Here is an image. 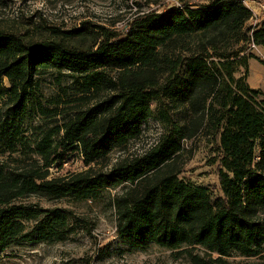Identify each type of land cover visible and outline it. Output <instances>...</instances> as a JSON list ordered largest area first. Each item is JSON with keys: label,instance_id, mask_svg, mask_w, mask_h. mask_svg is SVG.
I'll list each match as a JSON object with an SVG mask.
<instances>
[{"label": "trees", "instance_id": "16d2710c", "mask_svg": "<svg viewBox=\"0 0 264 264\" xmlns=\"http://www.w3.org/2000/svg\"><path fill=\"white\" fill-rule=\"evenodd\" d=\"M251 18L243 0H211L148 13L123 34L85 23L34 42L0 31V253L73 233L66 211L19 204L26 198L97 200L121 187L116 234L129 249L186 248L194 264L260 258L264 90L247 78L250 59L264 62L243 53L264 51V19L249 29ZM52 71L62 97L46 101L40 82ZM152 116L165 132L154 148L94 169ZM201 135L218 138L217 193L180 177L183 145ZM72 155L88 168L50 178ZM192 249L217 258L203 263Z\"/></svg>", "mask_w": 264, "mask_h": 264}, {"label": "rangeland", "instance_id": "374dc122", "mask_svg": "<svg viewBox=\"0 0 264 264\" xmlns=\"http://www.w3.org/2000/svg\"><path fill=\"white\" fill-rule=\"evenodd\" d=\"M211 0H0V31L12 32L36 42L44 39L48 29L59 31L79 29L83 24L101 26L106 30L123 34L127 26L148 13H162L170 7L207 4ZM252 11V18L246 23L252 29L264 19V0H243ZM243 54L259 57L264 62V51L258 52L247 47ZM247 83L252 89L264 90V66L255 59L248 61ZM235 77L244 74L237 68ZM54 71L41 77L40 91L43 100L57 98L62 93L58 88ZM69 86L70 80L62 86ZM47 105V103L45 104ZM60 121L59 118H56ZM52 121H48L51 123ZM44 124L35 119L33 127ZM142 134L129 142L125 150H113L108 159L95 166L96 170L108 171L117 160L142 156L157 144L164 134L163 127L152 116L142 123ZM181 154L180 177L197 186H209L216 193L220 152L218 138L215 142L203 135L184 143ZM35 159V157H33ZM1 160V159H0ZM108 165V166H107ZM88 167L75 155L60 169H51L50 178L66 177L84 172ZM103 168V169H102ZM121 187L103 191L97 200L75 201L73 199H53L43 196L26 198L19 204L36 205L40 209H62L69 214L73 233L64 242L57 244H14L0 253V264H194L186 248L170 251L154 244L140 249H129L116 234V213L113 200L122 192ZM192 255L209 262L217 257L205 255L202 249H192ZM227 264H264V254L260 258H225Z\"/></svg>", "mask_w": 264, "mask_h": 264}, {"label": "built area", "instance_id": "2783aa9c", "mask_svg": "<svg viewBox=\"0 0 264 264\" xmlns=\"http://www.w3.org/2000/svg\"><path fill=\"white\" fill-rule=\"evenodd\" d=\"M251 47H252V49H254L255 51H259V50H261V48H259V47H256L253 43L251 44Z\"/></svg>", "mask_w": 264, "mask_h": 264}, {"label": "crops", "instance_id": "0c3cea01", "mask_svg": "<svg viewBox=\"0 0 264 264\" xmlns=\"http://www.w3.org/2000/svg\"><path fill=\"white\" fill-rule=\"evenodd\" d=\"M247 80H248V78H247Z\"/></svg>", "mask_w": 264, "mask_h": 264}]
</instances>
